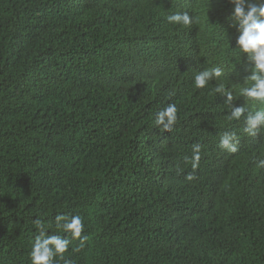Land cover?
<instances>
[{"label": "trees", "instance_id": "trees-1", "mask_svg": "<svg viewBox=\"0 0 264 264\" xmlns=\"http://www.w3.org/2000/svg\"><path fill=\"white\" fill-rule=\"evenodd\" d=\"M232 10L230 0H0V264H31L36 220L53 224L45 239L64 238L58 214L85 225L83 248L72 240L65 253L73 264H264V128L243 131L264 104L238 91L250 65ZM175 12L198 22L173 25ZM214 67L224 75L196 88ZM221 82L231 102L214 91ZM170 103L177 122L165 131L155 117ZM225 132L235 153L219 147Z\"/></svg>", "mask_w": 264, "mask_h": 264}, {"label": "clouds", "instance_id": "clouds-1", "mask_svg": "<svg viewBox=\"0 0 264 264\" xmlns=\"http://www.w3.org/2000/svg\"><path fill=\"white\" fill-rule=\"evenodd\" d=\"M233 5L231 13V25L235 27L239 35L236 38V46L240 53L246 54V59L250 68L249 75L245 78L249 86L240 88L238 91L245 97L254 102L264 104V3H248L247 0H230ZM169 23L173 25L190 26L197 23L196 17L188 12H175L167 16ZM224 75L223 69L214 67L198 72L194 77V86L196 88H205L209 80H217ZM215 92H221L227 97L226 102H231L234 98L232 90H225L223 82L219 83L214 89ZM247 102V100H246ZM177 107L174 103L168 104L165 108L156 113L155 124L165 131H171L173 125L177 122ZM244 113L243 107L235 108L228 120L239 119ZM245 127L243 131L249 137H255L264 128V109L249 112L244 119ZM238 137L235 132H225L221 135L219 147L229 152L235 153L237 149ZM201 146H193V156L191 166L193 169L198 167L200 159ZM258 167H264V159H260ZM188 180L194 179L192 175L186 177ZM53 224L35 221V228L39 235L34 237L31 245L29 257L31 264H73V261L66 258L69 245L72 240H79V246L73 251H79L83 248L87 237L82 236L85 225L79 214L68 215L58 214L55 219V228L65 233L64 238L58 235H50L44 238L45 232L52 229Z\"/></svg>", "mask_w": 264, "mask_h": 264}]
</instances>
